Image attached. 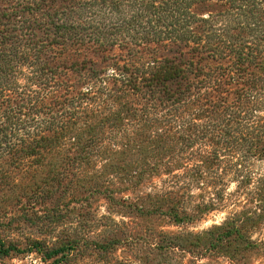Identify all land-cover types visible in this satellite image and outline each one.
Segmentation results:
<instances>
[{"label": "trees", "instance_id": "obj_1", "mask_svg": "<svg viewBox=\"0 0 264 264\" xmlns=\"http://www.w3.org/2000/svg\"><path fill=\"white\" fill-rule=\"evenodd\" d=\"M260 161L264 0H0V264L111 253L115 217L193 224L232 183L264 204ZM237 218L159 251L238 254Z\"/></svg>", "mask_w": 264, "mask_h": 264}, {"label": "rangeland", "instance_id": "obj_2", "mask_svg": "<svg viewBox=\"0 0 264 264\" xmlns=\"http://www.w3.org/2000/svg\"><path fill=\"white\" fill-rule=\"evenodd\" d=\"M254 173L256 178L264 177V161L256 163ZM254 192L255 187L242 190L237 183H232L227 187L225 203L193 224L176 226L165 219L155 218L144 221L115 217L120 229L131 234L133 239L108 254L98 256L95 251H89L88 255L78 257L73 264H264V204L258 201ZM192 193L199 195L202 192L193 189ZM98 214L99 216L107 214L105 204L102 205ZM234 215L238 217L237 224L244 227L245 242L239 240L231 248L235 249V246H238L240 253L238 251V254L236 252L226 254L222 251L217 255L209 254L197 261H194L189 254L181 253L176 249L168 250L167 256L161 255L158 248L161 234L168 235L166 236L167 241H170L169 235L201 234L230 221ZM250 215L255 218L254 222L244 223V219ZM94 236L96 235L94 234L91 238H95ZM12 264L50 263H44L34 254L13 259Z\"/></svg>", "mask_w": 264, "mask_h": 264}]
</instances>
